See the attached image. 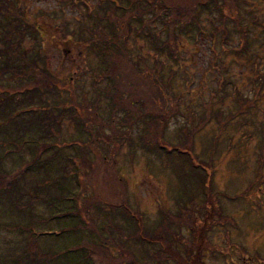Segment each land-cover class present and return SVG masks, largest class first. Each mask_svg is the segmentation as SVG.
Returning a JSON list of instances; mask_svg holds the SVG:
<instances>
[{
	"label": "trees",
	"instance_id": "obj_1",
	"mask_svg": "<svg viewBox=\"0 0 264 264\" xmlns=\"http://www.w3.org/2000/svg\"><path fill=\"white\" fill-rule=\"evenodd\" d=\"M246 2L245 7L242 0H100L95 10H85L87 24L70 29L69 23H65L63 28L64 39L84 42L90 53L99 59L98 67L91 69L97 87L96 99L89 101L91 93L80 87L83 91V104H80L79 94L68 90L66 83L52 73L39 53L41 46L31 55L22 49L28 38L39 42L36 27L24 22V9L15 0H0V44L3 46L0 48V201H7L19 212L23 209L20 202H26L25 208L32 209L34 201H41L52 212L51 219L66 221L61 232L64 247L59 251L52 245L47 251L31 249L30 243L36 245L48 235L36 234L33 220L26 229L33 241L27 238L25 246L6 245L5 251L0 252V264H103L99 255L104 251L113 264H208L209 234L215 216L212 203L216 199L212 161L199 160L192 143L204 123L211 120L213 102L205 103L206 112L197 123L179 127L178 148H171L173 152L178 151L181 160L175 164L177 169L185 168L177 171L178 178L187 174L192 179L188 183L190 188L198 184L200 195L196 199L203 198L201 223L194 210L190 212L192 208L196 209L193 199L188 204L180 199L179 215L170 217L171 213L162 212L160 221L152 228L137 213L128 212L124 204L116 206L120 208L119 212H115L117 209L113 206L105 212L99 208L102 214L113 217L118 213L127 223L120 226L111 222L106 230H92L79 206L81 191L85 189V185H81L84 172L61 171L63 166L59 160L64 148L60 143L61 125L65 117L70 116L77 131L92 128L96 136L108 137L101 125H94L90 114L94 110L100 115V103L106 100L110 130L115 128L120 114L122 125L135 128L136 124H142V143L145 144V137L151 130L164 136L171 119L180 113L179 98H173L174 93L169 91L173 90L176 80L174 65L179 61L182 39L198 44L202 34L211 27L209 33L214 44L211 42L210 46L217 48L219 42L225 45L228 39H233V33H238L241 45L233 49L234 54L243 58L255 56L251 51L253 34L250 33L259 21L250 2ZM209 17L212 20L207 27L205 22ZM140 40L153 54L154 64H148L137 46L129 50V45ZM262 46L264 41L259 43V47ZM67 85H72L70 79ZM161 90H166V94ZM239 104L246 107L248 114L255 102L242 98ZM85 110L89 112H85L86 115L81 113ZM214 117L222 130L234 118L233 115L224 116L221 111L215 112ZM222 130L220 135L224 133ZM161 144L162 141L157 142L159 151ZM11 159L14 166L8 168L7 162ZM27 173L40 176V180L33 176L35 191L25 190L26 183L21 182ZM69 176L75 181L72 188L67 186ZM37 192L45 193L46 199L40 198ZM179 228L189 229V238L182 235ZM16 230L20 232V228ZM210 253L213 258L217 257L211 246Z\"/></svg>",
	"mask_w": 264,
	"mask_h": 264
},
{
	"label": "rangeland",
	"instance_id": "obj_2",
	"mask_svg": "<svg viewBox=\"0 0 264 264\" xmlns=\"http://www.w3.org/2000/svg\"><path fill=\"white\" fill-rule=\"evenodd\" d=\"M15 1L25 11L24 22L33 24L39 35V42L28 38L22 49L31 55L35 48L41 46L40 55L52 73L66 83L67 89L79 94L78 102L83 104L80 87L91 93L89 101L95 100L97 87L91 69L98 67L99 59L90 53L84 42L74 38L64 39L63 28L65 23H69L70 29L87 24L85 10H95L100 0ZM242 1H245V7L248 4L246 1L250 2L259 21L250 33L253 34L251 51L255 56L243 58L234 54L233 49L241 45L238 33H233V39H228L225 45L219 42L217 48L210 46L211 42L214 44L209 33L211 27L202 34L204 36L198 44L182 39L178 51L179 61L174 65L176 80L172 85L173 90L169 88V92L176 96L173 98H179L180 113L171 119L164 136L151 130L144 144L141 142L144 132L142 124H136L135 128L129 124L122 125L120 114L114 125L117 131L110 130L106 100L100 103L98 112L101 116L96 115L94 110L90 114L94 125H101L108 137L101 138L100 134L96 136L92 128L77 131L76 123L70 116L65 117L60 137L61 146H64L63 157L59 160L63 166L61 171L66 170L71 174L76 170L84 172L81 185H85V189L81 191L79 206L86 214L85 220L92 230H106L111 222L125 226L127 220L115 213L120 211L119 207L123 204L127 206L128 212L137 213L152 228L160 221L162 212L171 213L170 217L179 215L180 199L185 204L192 203L193 199L196 209L191 207L190 212L194 210L198 222L203 221L200 216L203 198L196 199L200 195L198 184L190 188L188 183L192 179L187 174L178 178L177 171L181 172L185 168L177 169L178 165L176 167L175 164L181 163V160L177 156L178 151L173 152L171 148H178L179 127L185 123H197L206 112L205 103L213 102L211 120L204 123L192 143L199 160L212 161L213 195L216 199L212 203L215 216L209 245L217 257L213 258L209 246L206 260L208 264H264V46L259 47V43L264 41V0ZM243 14L246 15L245 12ZM210 20L211 17L206 19L207 27ZM136 46L147 58L148 64H154L153 54L146 48L144 41L129 45V50H134ZM0 48H3L2 44ZM69 79L72 85H67ZM141 91L145 92L143 89ZM161 92L165 95L167 91ZM242 98L255 102L248 114L246 107L239 104ZM217 111H221L224 116H234L224 130L215 120ZM83 112L86 115L88 111ZM220 130L224 132L223 135L219 134ZM217 137L218 142L215 141ZM160 141L159 151L156 147ZM16 162L20 163L18 160ZM13 163L12 159L8 161V168L14 166ZM185 167L189 169L188 164ZM33 176L40 180V176L28 173L21 180L26 183L25 190L30 189V192L35 191ZM69 179L67 186L72 188L75 181L71 176ZM37 193L40 198L46 199L45 193ZM20 205L23 207L21 212L7 201H0V252L5 251L6 245L25 246L27 238H32L26 229L33 220L36 234L42 232L48 235L36 245L30 243L31 249L42 248L47 251L50 245L58 251L62 249L61 232L66 221L51 219L52 212L44 202L34 201L32 209L25 208L27 203L24 201ZM112 206L117 209L114 212L117 216L102 214L99 210L102 208L105 212ZM17 228H20V232ZM179 232L188 238L191 234L186 228H179ZM130 243L141 250L134 242ZM108 257L104 251L99 255V261L113 264Z\"/></svg>",
	"mask_w": 264,
	"mask_h": 264
}]
</instances>
